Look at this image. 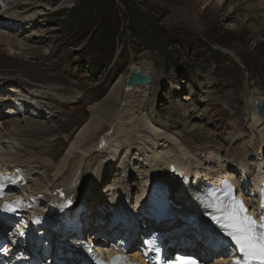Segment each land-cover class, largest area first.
Segmentation results:
<instances>
[{
    "label": "rangeland",
    "instance_id": "374dc122",
    "mask_svg": "<svg viewBox=\"0 0 264 264\" xmlns=\"http://www.w3.org/2000/svg\"><path fill=\"white\" fill-rule=\"evenodd\" d=\"M22 1L5 0L4 6L0 5L2 13L8 4L3 19L12 22L11 26L28 20L16 31L10 27L4 30L6 27L0 25V36L11 35L24 42L25 50L45 63L41 65L42 74L48 73L53 80L63 74L72 83L64 85L58 101L52 103L31 99L23 107L21 104L29 96L23 99L22 94L26 93L21 91V97L17 96L19 106L12 105L13 114L0 120V135L5 137L0 140V149L33 167L30 179L39 187L46 188L50 175L45 178L47 171L40 172L43 168L34 159L53 158L58 162L74 141L78 128L87 121L88 107L103 99L132 66L145 67L153 81L147 98L144 93L136 94L137 99L131 96L127 103L135 109L134 119L140 111L136 113V105L145 99L141 115L151 119L164 135L177 139L184 150L218 148L226 165L233 166L229 171L231 178L238 182L240 167L234 162L250 163L249 166L255 162L257 153L254 155L253 147L260 141L257 134H264V125L252 129L250 120L255 112L254 101L264 98V18L261 22L260 17L264 16L263 0H223L222 10L217 0ZM233 5L241 9H232ZM134 14L139 15L140 25L135 22L139 28L148 26L149 30L152 26L151 39L135 35L133 30L137 28L132 27L136 25L130 24ZM19 18L24 19L19 22ZM104 27L111 28L115 38L113 47L110 41L101 50L96 37ZM0 47L4 45L0 43ZM92 65L101 68L102 74L90 72ZM165 80L171 83L166 84ZM76 96L80 100L71 103ZM120 96L119 109L125 104V89ZM18 108L21 111L17 112ZM181 113H188V117L183 118L186 114ZM252 137L253 143L249 142ZM234 147L238 148L236 154ZM185 161L192 163L187 158ZM112 168L106 190H124L127 207L142 215L137 201L141 180L138 174L144 169V157L139 153L132 158L127 155ZM181 230L187 231L171 229L173 233Z\"/></svg>",
    "mask_w": 264,
    "mask_h": 264
},
{
    "label": "bare ground",
    "instance_id": "6f19581e",
    "mask_svg": "<svg viewBox=\"0 0 264 264\" xmlns=\"http://www.w3.org/2000/svg\"><path fill=\"white\" fill-rule=\"evenodd\" d=\"M1 1L4 6L5 0ZM217 1L220 5L219 10H222L224 6L223 0ZM256 1L259 2V0ZM237 2L239 3L238 0ZM262 4L264 5V0ZM6 5L8 11V4ZM239 8L241 9L239 5L237 7L235 5L232 6V9L235 10H239ZM6 12L0 13V20L6 16ZM257 13L259 14L261 11ZM260 17L261 22H263L264 16L260 14ZM36 18V16H32V19L35 20ZM24 21L26 24L28 20ZM25 24L17 23L19 27H23ZM5 30L7 29L5 28ZM0 39V43L4 45V47H0V120L4 115L11 116L13 114L11 107L16 105L14 104L15 102H20H18L17 96L21 91L25 92L24 88L28 90L29 94L33 95L31 97L32 100L41 98L52 103L58 101L60 90L64 85H72L69 77H62L63 74L61 76L59 74L54 80L53 78L51 79V76H48V73L42 74L41 65H45V63L41 64L42 61L28 53L24 48V42H18L11 35L0 36ZM14 46L17 48H13ZM26 56H29V59H26ZM132 67L137 68L138 66ZM138 68L143 75L149 77L147 85L136 86L128 91L125 86L126 77H120L103 99L88 107L89 115L87 121L81 128H78L74 141L66 152L57 159L59 160L58 162L55 163L53 158L37 157L34 159L43 168L40 172L47 171L45 172V178L50 175L48 184L45 183L46 188L39 187L30 179L29 172L33 171V167L16 161L11 153L0 149V171L2 172L0 175H9L13 180L19 179L22 183V186L15 187L11 191V195L23 196L24 200L27 198V211L34 212L40 216L47 215L52 219L55 218L56 212L61 210L60 207L62 206L73 210L79 204H83L86 211L82 217L85 220L84 225L87 236L97 233L108 237L110 234L106 226L110 215H112V221L115 220L120 226L116 233L130 234L134 226H139L140 230L149 227L150 229L163 231L162 228L165 223H167L165 228H170L173 226V222L178 223L180 227L183 218L187 216L188 212L191 213L193 211L190 207L194 206V204L188 197L191 187L194 188L196 185L200 187L202 183L217 185L223 180H229L233 184L237 194H239V199L244 201L253 214L260 204L258 194L264 181V134L259 131L257 136L260 137V141L253 147L254 155L257 153L255 162L251 164L253 171H251V166H249L250 163L234 162L237 167H240L237 168V171L241 175V179L239 182L232 179L229 171L233 166L232 164L226 165L225 158L221 157L218 148L212 146L202 149L184 150L182 145L178 144L177 139L164 135L159 128L154 126L151 119L141 115V109L146 102L145 99L144 103L136 105L138 107L136 113L140 111L138 112L139 115L137 114L136 119H134L135 109L129 107V104L127 106V103L132 98L131 96L137 99L136 94L144 93L146 95L144 97L147 98L148 91H150L153 83V81L151 82L150 74L146 71L147 69L145 67ZM250 75L252 77L255 76L253 72H250ZM167 81L165 80L164 82L169 84ZM124 89L127 97H125L124 106L119 109L121 102L120 93ZM71 90H74V87ZM75 92L78 95V91ZM22 95L23 99H26L24 98L26 94ZM19 96L21 97V95ZM198 96L200 97V95ZM79 100L80 97L76 96L71 103H77ZM258 101L264 102V98L258 99ZM40 105L42 104L40 103ZM19 109L17 112L20 111ZM192 112L195 113L196 109ZM184 114L186 113H183L182 116ZM186 116L188 117V113L183 118ZM250 120L252 121V129L264 125V120L260 119L254 110ZM4 138L0 135V140ZM252 139L253 137L249 139V142H252ZM160 143L166 147L161 146ZM236 147L233 148L235 149L233 150L235 151V153L233 152L234 154H236L238 149ZM135 153H139L144 157V169L142 168L143 170L138 174L141 180L140 197L139 201H137L142 206V215H136L132 208L127 207L126 201L123 199L124 190L122 192L120 191L122 189H120L119 193L106 190L110 183L107 177L111 175L109 173L113 169L112 166L116 167L121 162L122 157L130 155L132 158ZM186 158L191 160L192 163L190 165L186 163ZM29 183L32 184L31 187L28 186ZM9 184L10 182H5V199L15 202L16 199L8 195ZM245 187L247 192H244ZM160 189H163L165 193L160 192ZM152 201H156L160 206H157L156 203H150ZM149 204L155 205L153 211L149 209ZM169 206L172 208L168 211V219L160 226L157 227L156 222L147 219L146 216L159 217L161 219L162 212ZM109 211L111 214H109ZM25 218L30 220V215L26 214ZM98 222H101V224L106 223L101 225ZM23 229H26V231L27 229L30 230V226L29 228L23 227ZM164 231L170 232L169 229H164ZM15 232L18 231L15 230ZM37 233L40 234L39 231ZM179 233L181 234L180 237H183V235L188 237L186 232L184 234L182 232ZM28 235L26 234L27 237ZM45 235L52 237L51 233H46ZM139 235L144 236L143 232L139 233ZM135 236L136 233L131 238H135ZM180 237L175 236L174 240ZM107 240L109 239L92 240V242L94 241V245L99 246L98 250L103 253L109 250L106 249ZM115 241L118 242L117 239ZM180 243L182 244L183 242ZM47 244L49 245V243ZM196 245L200 247V244L197 243ZM17 252L23 254L26 258L39 254L40 240L33 238L25 242L22 248H18ZM45 254L47 256L50 253L48 251ZM27 262L28 260L21 264H27ZM13 264L17 263L13 262Z\"/></svg>",
    "mask_w": 264,
    "mask_h": 264
},
{
    "label": "snow or ice",
    "instance_id": "6c2138e0",
    "mask_svg": "<svg viewBox=\"0 0 264 264\" xmlns=\"http://www.w3.org/2000/svg\"><path fill=\"white\" fill-rule=\"evenodd\" d=\"M6 180L17 183V180L0 175V190L4 188ZM197 199L204 210L202 215L218 228L217 236L227 238L226 243L223 239L220 243L225 247L234 246L225 258V264H264V189L260 192L257 216L249 214L248 206L233 195V189L227 183L223 188L209 190ZM12 203L18 206L23 204L16 201L9 202V205ZM10 210L15 211L16 208L10 207ZM144 243L151 246L152 242L146 240ZM110 264L128 262L125 257L117 255L112 257ZM170 264H199V261L192 256H180Z\"/></svg>",
    "mask_w": 264,
    "mask_h": 264
},
{
    "label": "trees",
    "instance_id": "16d2710c",
    "mask_svg": "<svg viewBox=\"0 0 264 264\" xmlns=\"http://www.w3.org/2000/svg\"><path fill=\"white\" fill-rule=\"evenodd\" d=\"M88 5L89 4H86L87 7H88ZM138 20H139V15L138 14H136V15L134 14V21L130 22V24L136 25V24L139 23ZM130 21H131V19H130ZM135 22H136V24H135ZM138 25H140V24H138ZM151 27L149 28V30H146L148 28V26H146L145 28L144 27L139 28V26L136 25V27H132V28H134V29L137 28V30L136 29L135 30L132 29V30L134 31L135 35L138 38H142L144 36L146 38H150L151 39L152 35H153L152 33H154L153 29ZM114 38H115V33L114 34L112 33V29L104 27L103 31L100 34L98 33V35L96 37V45L101 50H105L108 42L111 41L112 47H113ZM169 61H170V59H169ZM100 67H102V66H100ZM110 70H108V72H106V78L110 74ZM91 71L94 72V73H99L101 71L100 72L101 74L103 72L101 70V68H98V66H95V65H92V69L90 70V72ZM95 76H97V75H95ZM106 78L104 80H106ZM110 81H112V79Z\"/></svg>",
    "mask_w": 264,
    "mask_h": 264
},
{
    "label": "water",
    "instance_id": "95a60500",
    "mask_svg": "<svg viewBox=\"0 0 264 264\" xmlns=\"http://www.w3.org/2000/svg\"><path fill=\"white\" fill-rule=\"evenodd\" d=\"M149 82V77L147 75H143L141 70L137 68H130L127 76H126V89L132 90L136 86H145ZM256 114L262 120H264V102L254 101L253 103Z\"/></svg>",
    "mask_w": 264,
    "mask_h": 264
}]
</instances>
